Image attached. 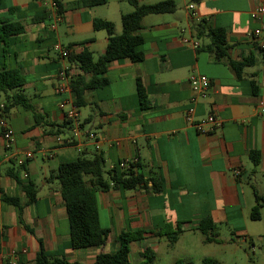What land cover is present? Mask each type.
<instances>
[{"label":"crops","instance_id":"obj_1","mask_svg":"<svg viewBox=\"0 0 264 264\" xmlns=\"http://www.w3.org/2000/svg\"><path fill=\"white\" fill-rule=\"evenodd\" d=\"M83 1L58 0L63 20L52 30L45 0H0V69L20 72L26 81L20 92L45 123L38 125L34 114L21 108L3 118L15 136L8 150L0 129L1 188L27 202L10 176L15 173L23 184L38 187V200L25 207L24 225L16 207L0 203V264H30L41 247L50 257L92 264L100 254L117 252L123 232L138 230L148 232L138 242L145 258L163 240L170 248L166 235L179 223L183 238L187 232L198 233L196 224L206 218L216 224L219 236L228 229L232 238L254 249L253 239L262 234L253 224L264 217L263 208L259 221L251 219L253 189L264 197V110L259 107L264 102V50L259 46L264 15L253 18L252 12L264 8V0H173L174 13L144 18L139 47L144 60L110 65L108 84L85 93L88 105L79 109L82 133L69 143V125L59 107L65 96L57 92L66 62L54 47L88 51L97 59L107 48L108 35L94 30L93 21L113 23L120 35L122 16L133 12L128 0H107L94 8L82 6ZM164 1L138 0L142 5ZM202 22L225 32V58L208 50L207 36L197 38L195 27ZM255 30L262 33L259 40L252 37ZM229 61L246 66L237 75ZM72 71L74 77L79 73L75 64ZM195 76L207 77L210 85L193 101L190 79ZM2 105L0 95V112ZM189 113L197 121L215 114L222 127L199 134L189 125ZM255 152L257 164L252 160ZM94 153L104 156L106 171H127L119 165L128 161L146 180L158 179L163 191L151 194L150 183L147 189L98 193L99 222L110 232L108 240L101 248L73 250L59 187L47 179L61 164Z\"/></svg>","mask_w":264,"mask_h":264},{"label":"trees","instance_id":"obj_2","mask_svg":"<svg viewBox=\"0 0 264 264\" xmlns=\"http://www.w3.org/2000/svg\"><path fill=\"white\" fill-rule=\"evenodd\" d=\"M200 3L203 0H193ZM133 8V12L123 15L121 18L122 33L117 35L113 23L95 19L93 27L96 31H105L108 35V45L105 52L97 59L88 52L71 53L69 56L70 64H75L78 75L71 81V95L74 105L81 109L88 105L85 93L89 90L102 89L108 84L107 73L110 65L114 62L128 60L132 63H139L144 60V54L139 51L144 39L140 35L143 29V20L147 16L172 14L177 9V4L173 0H168L152 5H142L138 0H128ZM107 0H85L82 6L94 8L103 6ZM197 38L207 36L210 39L209 51L217 54L219 59L226 57L228 47L226 46V36L222 29H212L205 22L195 27ZM3 36L2 39H5ZM72 49V48H67ZM230 66L239 75L246 66L245 63H234L229 61ZM25 78L17 70L0 69V95L4 98V110L0 112V120L10 115L12 110L21 108L34 114V119L38 125H44V118L35 112L33 105L28 98L20 92L25 85ZM140 99L145 106V96L140 88ZM48 125V123H46ZM258 153L252 154L255 164ZM10 176L20 185L27 197V202L22 203L18 197H10L4 194L0 185V203L14 206L18 209L20 222L22 220L25 207L33 205L38 200V187L33 182L23 184L18 175L11 173ZM1 177V172H0ZM57 182L59 193L64 202L70 225V245L73 250L101 248L109 237L110 232L103 229L99 222L97 194L106 193L112 189L121 188L126 191L136 189H147L152 183L151 194L159 195L162 193V184L158 179L151 178L146 180L144 175L134 171V165H130L127 171L117 170L106 171L104 156L101 153H94L91 157L81 155L78 159L61 164L56 171H53L47 183ZM256 205L252 209L251 219L259 221L261 210L264 208V197L259 195L255 189ZM28 231L31 230L25 226ZM204 237L205 244L218 243V228L210 219L206 218L199 221L194 228ZM182 233L181 224L171 233L166 235L169 245L178 242ZM148 234L145 230L134 232H123L119 237V249L116 253L100 254L92 264H131V246L135 242L146 239ZM163 233H156L155 236H164ZM3 234L0 231V251ZM149 253H145L147 259ZM18 264H27L20 262ZM30 264H84L80 262H70L65 258L50 257L41 247L34 262ZM176 264H184L177 261ZM203 264H219L212 259H205Z\"/></svg>","mask_w":264,"mask_h":264},{"label":"rangeland","instance_id":"obj_3","mask_svg":"<svg viewBox=\"0 0 264 264\" xmlns=\"http://www.w3.org/2000/svg\"><path fill=\"white\" fill-rule=\"evenodd\" d=\"M175 1L179 3L181 0ZM54 186L59 187L58 183ZM262 214L264 216V211ZM102 220H104L103 215ZM253 225L257 226V232L262 234V237L253 239L254 249L249 242L245 244L237 238H232L231 232L225 228L220 232L218 244L210 245L204 244V237L199 232H187L181 238L182 232L176 244L169 245L170 248H168L166 240H163L161 248L151 249L147 259L140 255L141 244L134 243L131 262L133 264H176L177 261H182L184 264H203L205 259H212L219 264H264V217L261 222H254Z\"/></svg>","mask_w":264,"mask_h":264},{"label":"built area","instance_id":"obj_4","mask_svg":"<svg viewBox=\"0 0 264 264\" xmlns=\"http://www.w3.org/2000/svg\"><path fill=\"white\" fill-rule=\"evenodd\" d=\"M49 5V15H50V28L52 30L56 29V26L62 22L63 14L60 10V5L58 0H45ZM193 9V7H190ZM264 15V8H258L252 12V17L257 18ZM261 31L255 30L252 37L259 40L261 37ZM261 50H264V39H261L259 43ZM195 47H198L195 44ZM55 51L59 54L61 59L66 62V64L61 68L59 72V82L57 86V92L60 95L65 96L64 100L60 103L59 107L64 111L65 119L69 125L71 137L68 140L69 143H74L77 141L82 133V124L80 122L79 109L74 105L72 95H71V81L74 78L72 71V64L69 62V56L71 53H76L73 49H67L57 44L54 47ZM209 80L205 76H195L190 79V86L192 90L193 101L198 97L204 95L209 89ZM259 107L264 110V102L259 103ZM1 110H4V106H1ZM187 120L189 125L192 126L199 134H212L215 133L222 127V121L215 115L210 114L202 120H194L192 114H188ZM0 129L2 132V138L5 142L6 149H10L14 144V131L9 125L6 119L0 120ZM28 158L31 157L30 154L27 155ZM131 163L126 161L119 165L121 169L128 170ZM238 174V173H237Z\"/></svg>","mask_w":264,"mask_h":264}]
</instances>
